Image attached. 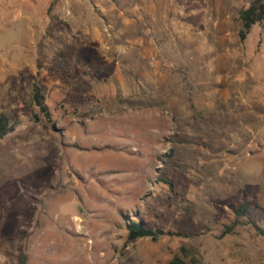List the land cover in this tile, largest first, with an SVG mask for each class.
<instances>
[{
	"label": "rangeland",
	"instance_id": "1",
	"mask_svg": "<svg viewBox=\"0 0 264 264\" xmlns=\"http://www.w3.org/2000/svg\"><path fill=\"white\" fill-rule=\"evenodd\" d=\"M14 1L0 264H264V23L239 38L253 0ZM129 221L165 235L129 241Z\"/></svg>",
	"mask_w": 264,
	"mask_h": 264
},
{
	"label": "trees",
	"instance_id": "2",
	"mask_svg": "<svg viewBox=\"0 0 264 264\" xmlns=\"http://www.w3.org/2000/svg\"><path fill=\"white\" fill-rule=\"evenodd\" d=\"M239 21L241 23V29L239 31V38L241 42H244L252 28L256 24L264 23V0H253L247 7L242 8L239 12ZM33 99L38 103V105L45 111V107H42L41 100L43 97L40 95V90L34 88ZM19 121L17 119L12 120L11 117L4 113H0V137H3L10 131H12ZM240 216H247L248 212L244 206L237 210ZM264 223V222H263ZM128 235L127 239L129 241H135L138 238L150 237L156 240L159 236L165 235L164 230L159 228H152L142 221H129L127 222ZM259 233L264 236V226H256ZM27 257L22 256L19 264H26ZM167 264H188L182 257L175 256Z\"/></svg>",
	"mask_w": 264,
	"mask_h": 264
},
{
	"label": "crops",
	"instance_id": "3",
	"mask_svg": "<svg viewBox=\"0 0 264 264\" xmlns=\"http://www.w3.org/2000/svg\"><path fill=\"white\" fill-rule=\"evenodd\" d=\"M18 1L19 0H15L14 2H16V3H18ZM21 1H26L27 2V0H21ZM12 4V3H11ZM33 3H30V6L32 5ZM9 5H10V3H9ZM28 6V5H27Z\"/></svg>",
	"mask_w": 264,
	"mask_h": 264
}]
</instances>
